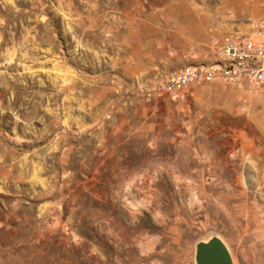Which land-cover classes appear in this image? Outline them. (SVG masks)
Segmentation results:
<instances>
[{
  "label": "rangeland",
  "instance_id": "1",
  "mask_svg": "<svg viewBox=\"0 0 264 264\" xmlns=\"http://www.w3.org/2000/svg\"><path fill=\"white\" fill-rule=\"evenodd\" d=\"M263 21L264 0H0V264H195L213 238L264 264V83L162 91Z\"/></svg>",
  "mask_w": 264,
  "mask_h": 264
},
{
  "label": "built area",
  "instance_id": "2",
  "mask_svg": "<svg viewBox=\"0 0 264 264\" xmlns=\"http://www.w3.org/2000/svg\"><path fill=\"white\" fill-rule=\"evenodd\" d=\"M217 78L242 81L253 89L264 83V21L226 40L220 48L218 64L200 70L186 68L167 80L162 91L182 100L191 85Z\"/></svg>",
  "mask_w": 264,
  "mask_h": 264
},
{
  "label": "water",
  "instance_id": "3",
  "mask_svg": "<svg viewBox=\"0 0 264 264\" xmlns=\"http://www.w3.org/2000/svg\"><path fill=\"white\" fill-rule=\"evenodd\" d=\"M195 264H232V261L225 245L213 238L196 246Z\"/></svg>",
  "mask_w": 264,
  "mask_h": 264
},
{
  "label": "crops",
  "instance_id": "4",
  "mask_svg": "<svg viewBox=\"0 0 264 264\" xmlns=\"http://www.w3.org/2000/svg\"><path fill=\"white\" fill-rule=\"evenodd\" d=\"M262 13H263V10H260V12H259V14L257 16L262 15ZM257 16H254V18L257 17Z\"/></svg>",
  "mask_w": 264,
  "mask_h": 264
}]
</instances>
